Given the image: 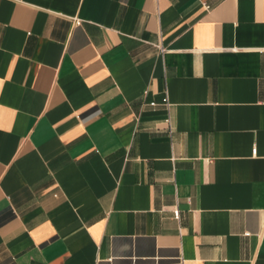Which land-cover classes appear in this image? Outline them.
<instances>
[{
	"label": "crops",
	"instance_id": "obj_1",
	"mask_svg": "<svg viewBox=\"0 0 264 264\" xmlns=\"http://www.w3.org/2000/svg\"><path fill=\"white\" fill-rule=\"evenodd\" d=\"M0 264H264V0H0Z\"/></svg>",
	"mask_w": 264,
	"mask_h": 264
},
{
	"label": "built area",
	"instance_id": "obj_2",
	"mask_svg": "<svg viewBox=\"0 0 264 264\" xmlns=\"http://www.w3.org/2000/svg\"><path fill=\"white\" fill-rule=\"evenodd\" d=\"M74 22H75V23H79V19H78V18H75V19H74ZM159 47H160V49H162L161 46H159ZM159 103L162 104V105L165 106V107H167V105H168V101H167V92H166V88H165V87L163 88V93H162V95H161V97H160V101H159ZM148 104H150V105H155V104H157V102L154 101V100H150V101H148ZM165 122H166V124H167V131L169 132V131H170V126H169V119H168V117L165 118ZM254 151H255V147L252 146V148H251V152L254 153Z\"/></svg>",
	"mask_w": 264,
	"mask_h": 264
}]
</instances>
